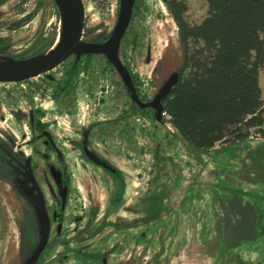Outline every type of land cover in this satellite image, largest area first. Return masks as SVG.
Returning a JSON list of instances; mask_svg holds the SVG:
<instances>
[{"label": "rangeland", "instance_id": "rangeland-1", "mask_svg": "<svg viewBox=\"0 0 264 264\" xmlns=\"http://www.w3.org/2000/svg\"><path fill=\"white\" fill-rule=\"evenodd\" d=\"M39 1L0 5V35L10 38L12 55L28 56L39 39L59 40L55 16ZM135 1L117 54L149 101L180 74L184 43L166 2ZM83 4L84 39L109 35L120 0ZM206 11V0H187L184 18L197 24ZM70 62L49 73L50 82L0 83V136L14 137L30 157L51 209L58 196L48 170L60 165L41 140L32 141L30 119L49 123L69 172L60 240L52 234L38 264H264V140L197 149L150 111L134 109L101 56L82 58L63 85ZM260 86L264 98V68ZM88 127V149L121 173L122 185L70 143ZM28 212L12 184L0 180V264L26 261Z\"/></svg>", "mask_w": 264, "mask_h": 264}, {"label": "trees", "instance_id": "trees-1", "mask_svg": "<svg viewBox=\"0 0 264 264\" xmlns=\"http://www.w3.org/2000/svg\"><path fill=\"white\" fill-rule=\"evenodd\" d=\"M28 1L20 0L18 5L22 7ZM92 1L102 6L106 0ZM163 1L172 12L184 43L181 72L161 99L171 126L185 141L203 151L249 139L264 140V98L260 86L264 68V0H206V16L197 24H189L184 18L187 0ZM41 3L55 16L60 33L59 13L53 0H40ZM23 11L21 8L19 12ZM110 34H101L91 42L103 44ZM56 41L39 39L29 58L45 53ZM6 57L0 54V58ZM139 99L145 101L140 95ZM42 126L36 119L32 127L39 131ZM3 142L0 137V147L6 149ZM2 151L0 154L4 155ZM9 168L5 160L0 161V180L14 181L6 172ZM116 176L122 185V178ZM27 221L25 241L31 244L29 256L36 243L34 214Z\"/></svg>", "mask_w": 264, "mask_h": 264}, {"label": "water", "instance_id": "water-1", "mask_svg": "<svg viewBox=\"0 0 264 264\" xmlns=\"http://www.w3.org/2000/svg\"><path fill=\"white\" fill-rule=\"evenodd\" d=\"M53 2L59 13L60 38L57 40V48L50 52L54 46L53 45L45 53L37 57L24 60L0 58V83L16 84L36 78L42 74L52 71L72 55H75L78 59L81 55L101 54L107 58V60L113 65L121 77L126 81L128 88L132 90L128 73L123 69L119 60L116 58V51L121 40L123 39V36L125 35V32L127 31L134 0H120L119 12L115 27L104 44L81 43L85 20L83 0H53ZM175 78L176 77H172L166 87L163 88L149 103H141L138 100L135 92L132 90L134 101L141 109H154L156 118L161 120L163 113L161 99L167 93L175 81ZM88 157L92 160L90 154H88ZM103 166L106 167V165ZM28 173L30 176L32 189L36 194H34L33 191H28L26 192V195L34 209L38 221L39 239L34 251L24 262V264H36L48 242L49 219L45 209L43 196L38 189L31 172ZM52 175L57 183L61 182L59 172H53ZM62 196L63 206L66 199V189L63 190Z\"/></svg>", "mask_w": 264, "mask_h": 264}, {"label": "flooded vegetation", "instance_id": "flooded-vegetation-1", "mask_svg": "<svg viewBox=\"0 0 264 264\" xmlns=\"http://www.w3.org/2000/svg\"><path fill=\"white\" fill-rule=\"evenodd\" d=\"M7 1L8 0H0V5L4 4ZM19 3H20V0H18V4ZM18 4H15V8L17 7ZM132 10H133V8H132ZM131 19H132V13H131L130 22H131ZM130 22H129V24H130ZM84 23H85V20H84ZM84 35H85V33L83 31L82 38H81V43H92L91 42L92 40H85L84 39ZM12 47L13 46H12V42H11L10 38H7L6 36H1L0 35V54L1 55H5V56H7L6 57L7 59H11V60H24V59H28L29 58V55L31 54V51L29 52L30 54L28 56H27L28 53L26 55H24V56L12 55L11 54ZM118 49H119V47H118ZM118 49L116 51V58L119 60V62L121 64V66L123 67V69L128 73L129 80H130V83H131V86H132V90L135 92L138 100L141 103H149V102H151L154 99V97L159 93L158 90H157L156 94L154 95L153 99H151L149 101H147L145 99L144 95L139 91L138 86H136V82H135L134 76H132L131 72L129 70H127V68H125L124 65L122 64V62L120 61V59L118 57V54H117ZM91 56H101V57H103L105 62H106V64L108 66L112 67V69H114L116 71V73L118 74V76H119V78H120V80L122 82V85L125 88L126 92H128L130 94V96H131V102H132V106H133L134 109L140 110L141 113L144 112L145 110L146 111H150L153 114L155 120L158 123H161L162 116H161V120H158L156 118V113H155L154 109H152V108L141 109V108L138 107V105L136 104V102L133 99L132 90H130L128 88V86L126 84V81L121 77V75L117 72V70L113 67V65L107 60V58L104 55H101V54H99V55H93V54L81 55L78 59L76 58L75 55H72L65 62H63L62 64L57 66L52 71L62 67V65H64L68 60L71 59V62H70L71 67L69 68L68 72H65L66 79H65V81L63 83V85L67 86L68 82L75 75V73H76V71L78 69V65H79L80 60L82 58H89ZM52 71L47 72L45 74H42V75H40L38 77H43V78L47 79L48 82H50V80L53 81L52 77L49 75V73H51ZM36 78H33V79H36ZM33 79H30V80L32 81ZM16 84H18V83H16ZM102 90L104 91V87L102 88ZM139 95L143 96L145 101H141L139 99ZM100 102H102V100H100ZM36 112H37V114H39L42 117V114H41L40 110H37ZM35 120L33 121V119L32 120L30 119V125H29V130H30V134L32 136V141L36 142V141H40L41 140L42 144L45 146V148L50 150L55 155L56 161L60 165V168H50L49 167V170H48V172H50V174H51L52 181H53V183H54V185L56 187V190H57L58 199L56 201L55 209H51V206H49L47 204V202H46L45 195H44L43 191L41 190V187L39 186L38 181L35 178L34 169L32 167L30 157L29 156H25V154L23 152H21L20 148H15V143L16 142H15L14 137L11 138V137L7 136V140H5L3 142V144L7 147L6 149L3 148V147H0V149H2L3 150L2 152L4 153V155L0 154V161L1 160H5L7 162V164L9 165L10 168L7 169L6 172L14 180V181H7V180H1V181H7V182H10L12 184L15 193L19 197H21L23 200H25L26 203L28 204L29 212H28L27 215L28 216H33V214H34V218L36 219V221H35V226L37 227V233L35 235L36 243L33 246L32 252L34 251V249H35V247H36V245L38 243V239H39L38 238L39 237V231L38 230H39V227H38V221H37L34 209H33L32 205H31V203H30V201H29V199H28V197L26 195V192H28V191H33L34 194H36L35 191L32 189V185L30 183V176H29L28 172H31V174H32V176H33V178H34V180L36 182V185H37L38 189L40 190V192H41V194L43 196L45 209H46V212H47V215H48V219H49V237H48V242L46 244L45 249H48L50 247V243H51V240L53 238V235H52L53 233H54V238H56L57 240H60L59 236H60V233L62 231L63 215H64L65 209L67 208L68 201H69V195H70L69 172H68V169H67V165L65 163L64 153L59 147H57L53 135L47 130L48 127H50L49 123L42 122L40 120L41 123H43L44 126L39 127V131H38V130H36L35 128L32 127L34 125ZM37 120H39V119H37ZM89 129H90L89 127L86 128V129H83L81 137H80L78 142L77 141L76 142L72 141L70 143H72V145L76 146V148L80 151L81 155L84 157V159L86 160V162L88 164H90V165L92 164V166L94 165L96 167L104 168L106 171H108L110 173H113L115 175L118 174L122 178L121 173L116 168L111 166L109 163H107L103 158L98 156L96 153H94L93 151L88 149L87 144H88V133L90 131ZM88 154L91 155L92 160L88 157ZM41 156L43 158H47L48 157L45 154H41ZM103 165H106L107 168L104 167ZM53 172H59L60 173V177H61V179H60L61 182L60 183H57V181L53 177V175H52ZM13 183L16 184V188H15ZM64 189H66V199H65L64 205L62 206V197H63L62 193H63ZM27 222L29 223V221H26V225H28ZM29 256H27V259H28ZM38 262H39V259H38L36 264H38Z\"/></svg>", "mask_w": 264, "mask_h": 264}, {"label": "built area", "instance_id": "built-area-1", "mask_svg": "<svg viewBox=\"0 0 264 264\" xmlns=\"http://www.w3.org/2000/svg\"><path fill=\"white\" fill-rule=\"evenodd\" d=\"M163 126L167 127V129L170 128L171 124H170V116L167 115L166 113H162V123Z\"/></svg>", "mask_w": 264, "mask_h": 264}, {"label": "bare ground", "instance_id": "bare-ground-1", "mask_svg": "<svg viewBox=\"0 0 264 264\" xmlns=\"http://www.w3.org/2000/svg\"><path fill=\"white\" fill-rule=\"evenodd\" d=\"M58 46V41L54 44L53 48L50 50V52H52L53 50H55Z\"/></svg>", "mask_w": 264, "mask_h": 264}]
</instances>
